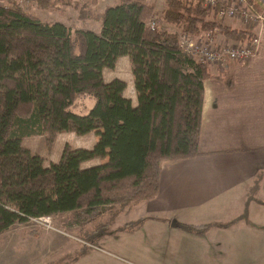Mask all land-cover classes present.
<instances>
[{
    "label": "trees",
    "instance_id": "1",
    "mask_svg": "<svg viewBox=\"0 0 264 264\" xmlns=\"http://www.w3.org/2000/svg\"><path fill=\"white\" fill-rule=\"evenodd\" d=\"M164 4L160 15L146 0H117L102 13L80 10V21L101 24L99 34L42 22L10 0L0 8V235L31 219L68 215L69 225H80L101 219L108 207L153 201L162 162L201 156L204 82L231 84L184 53L176 34L148 23L157 15L184 35L210 33L237 45L253 34L223 25L202 0ZM121 57L130 61L135 106L124 97V81L102 77ZM81 96L94 99L85 115L71 112ZM69 133H94L97 142L90 150L65 144L48 167L22 144L43 136L51 151ZM91 161L103 163L82 168ZM209 227L189 229L202 234Z\"/></svg>",
    "mask_w": 264,
    "mask_h": 264
},
{
    "label": "crops",
    "instance_id": "2",
    "mask_svg": "<svg viewBox=\"0 0 264 264\" xmlns=\"http://www.w3.org/2000/svg\"><path fill=\"white\" fill-rule=\"evenodd\" d=\"M238 25L239 30H246ZM260 39L258 53L248 62L228 61L224 70L210 67L213 75L231 85L226 86L221 79L204 82L201 156L162 162L156 199L128 208L138 212L134 222L149 220L144 222L146 233L161 235L156 241H147L144 249L149 254L155 248V262L159 264H264V26ZM217 41L225 40L217 36ZM121 61L131 74L129 58L121 57L114 70L102 71V77L106 83L113 79L124 81V97L135 106L133 79L128 83L118 74ZM33 138L41 139L43 147L34 146ZM96 142L97 137L90 146L72 148L90 150ZM22 144L41 157L45 167L60 160L59 144L55 143L56 150L53 148L50 154L43 136L25 138ZM102 163L91 161L82 168ZM111 210L121 216L118 209L108 207L101 219ZM194 226L210 227L198 234L189 229ZM65 242L55 244L68 243ZM121 254L130 256L126 252ZM42 255L46 256L41 251H31L22 257L33 260ZM81 260L78 257L75 264ZM100 264L132 263L100 251Z\"/></svg>",
    "mask_w": 264,
    "mask_h": 264
},
{
    "label": "rangeland",
    "instance_id": "3",
    "mask_svg": "<svg viewBox=\"0 0 264 264\" xmlns=\"http://www.w3.org/2000/svg\"><path fill=\"white\" fill-rule=\"evenodd\" d=\"M46 1L49 2V5L43 9L41 2L38 4L36 0H31L25 11L34 14L42 22L60 23L73 30L89 31L95 34L101 32V24L89 20L80 21L78 19L80 10L102 13L106 8L114 7L117 4V0H96V5L92 4V0H43L44 4H46ZM146 4L151 6L156 14L160 15V12L164 10V0H146ZM157 17L155 15V18ZM222 22L232 29L241 28L238 25L240 22L234 23L227 19ZM160 26L176 35L180 33L173 27L162 24ZM216 44L237 45L232 42L220 43L218 41ZM117 70L122 79L128 83L131 81L132 77L129 69L122 64V61L119 63ZM108 75L106 73V79L109 78ZM126 94L129 95L131 92L127 91ZM93 103L94 99L90 96L78 97L71 108V112L85 115ZM89 135L79 137L71 133L61 134L57 137L55 143L59 144L61 150L64 143L71 147L90 146L96 135L94 133ZM40 141L41 139L33 138L31 143H34V146L43 147ZM56 144H54L55 147L53 146L54 150H56ZM48 152L51 154L52 150ZM123 210H119L121 216L111 210L101 220L98 218L92 223L73 226L68 223L70 220L68 215L55 218L49 217L51 221L49 229L47 226L38 225L34 220H30L24 225H15L6 234L0 235V264H75V259L78 257L82 259L79 264H100V251L111 253L115 257L125 259L132 264H159V262H155V248L149 254L144 249L147 241H156V238H161V235L144 231V222H149L148 219L134 222L135 215L138 213L136 210L128 211V208ZM129 238H134V240H129ZM123 239L129 244L124 242ZM61 240L68 243L65 245L55 244ZM31 251H41L46 256L42 255L33 260L22 257L24 253ZM122 252H126L130 256L123 255ZM66 254L67 257H65Z\"/></svg>",
    "mask_w": 264,
    "mask_h": 264
},
{
    "label": "built area",
    "instance_id": "4",
    "mask_svg": "<svg viewBox=\"0 0 264 264\" xmlns=\"http://www.w3.org/2000/svg\"><path fill=\"white\" fill-rule=\"evenodd\" d=\"M8 1L0 0V8L4 7ZM10 1L24 10L31 2V0ZM202 2L204 8L212 16L215 15L218 20H239L247 30L252 32L253 37L249 42L242 45H220L214 43L210 33L198 38L180 32L177 36L182 51L192 56L199 63L208 67L217 66L219 70H224L228 61L244 63L253 58L261 45L260 30L264 26V0H202ZM220 2L223 5L218 7ZM258 6L261 7L258 8ZM148 25L151 28L161 27L155 16L151 18ZM200 38L204 40L202 41ZM32 220L38 225L50 228L51 221L49 218Z\"/></svg>",
    "mask_w": 264,
    "mask_h": 264
},
{
    "label": "bare ground",
    "instance_id": "5",
    "mask_svg": "<svg viewBox=\"0 0 264 264\" xmlns=\"http://www.w3.org/2000/svg\"><path fill=\"white\" fill-rule=\"evenodd\" d=\"M204 7V6H203ZM221 21H223V20H221ZM235 21H237V22H240L239 20H235ZM240 24L243 26V27H245L241 22H240ZM245 29L247 30V28L245 27ZM213 41H214V43H215V40L213 39ZM223 45H225V44H223ZM237 46V45H236Z\"/></svg>",
    "mask_w": 264,
    "mask_h": 264
}]
</instances>
